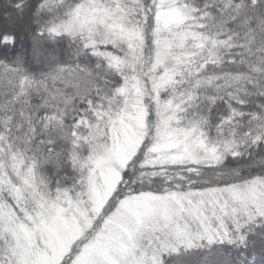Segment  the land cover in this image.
Returning <instances> with one entry per match:
<instances>
[{
	"label": "snow or ice",
	"instance_id": "snow-or-ice-1",
	"mask_svg": "<svg viewBox=\"0 0 264 264\" xmlns=\"http://www.w3.org/2000/svg\"><path fill=\"white\" fill-rule=\"evenodd\" d=\"M0 264H264V0H0Z\"/></svg>",
	"mask_w": 264,
	"mask_h": 264
}]
</instances>
